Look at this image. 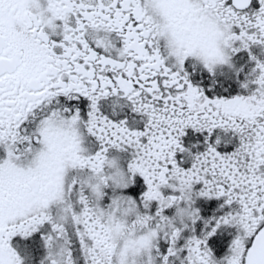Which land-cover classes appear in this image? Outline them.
<instances>
[{"label": "snow or ice", "instance_id": "obj_1", "mask_svg": "<svg viewBox=\"0 0 264 264\" xmlns=\"http://www.w3.org/2000/svg\"><path fill=\"white\" fill-rule=\"evenodd\" d=\"M0 264H264V0H0Z\"/></svg>", "mask_w": 264, "mask_h": 264}]
</instances>
